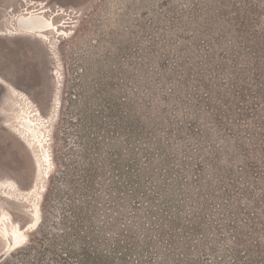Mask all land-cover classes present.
I'll use <instances>...</instances> for the list:
<instances>
[{"label":"rangeland","instance_id":"374dc122","mask_svg":"<svg viewBox=\"0 0 264 264\" xmlns=\"http://www.w3.org/2000/svg\"><path fill=\"white\" fill-rule=\"evenodd\" d=\"M27 1L0 0V219L29 229L0 264H264V0Z\"/></svg>","mask_w":264,"mask_h":264},{"label":"bare ground","instance_id":"6f19581e","mask_svg":"<svg viewBox=\"0 0 264 264\" xmlns=\"http://www.w3.org/2000/svg\"><path fill=\"white\" fill-rule=\"evenodd\" d=\"M27 3H28V6H31V4L34 5L35 3H37L38 4L37 6L39 7L40 5L41 6L40 9L43 10L44 13L46 11L44 9L46 6L41 2H35L31 0V1H27ZM26 14L27 15L30 14V15L28 17L21 18L20 20V26L22 27V29L27 30L25 31V33H34V32L41 33V32H46L50 29V24L44 19L45 16L41 17V14L35 13L34 10L27 11ZM51 25H54V23L52 22ZM31 30H34V31H31ZM23 126L27 127V125L25 124ZM32 135L33 133H30L27 130L21 131L19 133V138L22 140L24 145L28 148H32V147L35 148V146H37L36 145L37 142L35 143L34 137L33 138L31 137ZM43 139L47 140V137L44 136ZM41 152L39 154H41L42 157H46L45 152L43 150ZM49 156L50 154H48V157ZM50 163L52 162L50 161ZM33 190H34V186L28 191V193H31ZM1 219H3V221ZM1 219H0V233L3 234L4 236H7L6 242L9 243L8 249L4 252V254H6L8 251H11L13 248L23 245L24 240L27 239L26 232L29 229L26 231L24 230L25 231L24 232L22 228H20L16 223L12 221V219H11V222H9L8 214H6L4 217L2 216ZM38 220L39 218H35V221L34 223L32 222V225H35L36 223L38 224ZM2 256L3 254L0 255V259L2 258Z\"/></svg>","mask_w":264,"mask_h":264},{"label":"water","instance_id":"95a60500","mask_svg":"<svg viewBox=\"0 0 264 264\" xmlns=\"http://www.w3.org/2000/svg\"><path fill=\"white\" fill-rule=\"evenodd\" d=\"M1 123H3V121H1Z\"/></svg>","mask_w":264,"mask_h":264}]
</instances>
